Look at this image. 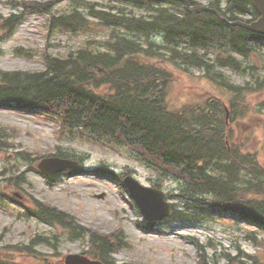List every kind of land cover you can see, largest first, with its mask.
<instances>
[{
	"label": "trees",
	"instance_id": "trees-1",
	"mask_svg": "<svg viewBox=\"0 0 264 264\" xmlns=\"http://www.w3.org/2000/svg\"><path fill=\"white\" fill-rule=\"evenodd\" d=\"M120 1L144 8L148 15L126 14L121 8L116 13L88 8V16L110 31L105 51L86 48L66 59L44 55L42 72L0 71V108L52 115L61 134L68 131L71 138L79 136L106 148H125L158 180L177 182L175 197L183 209L173 206L167 221L201 223L220 213L264 230V163L256 153L241 152L232 140L222 100L204 93L198 100L176 106L170 94L175 82L173 70L186 75L197 70L228 95L227 102L235 105L231 118L246 117L248 109L244 110L241 101L246 92L264 95V74L254 73L252 81L241 86L230 83L222 69L243 72L233 54L244 59L258 55V46L253 43L264 41V36L231 24L243 21L241 16L250 17L245 22L257 19L252 0H208L207 7L220 12L225 21L210 12H187L178 0ZM188 2L200 5L195 0ZM50 6L45 3L42 9L47 11ZM169 7H179L180 14ZM18 17L0 16V29L6 36L18 24ZM89 17L74 11L52 18V22L71 31L85 30L91 25ZM153 37L160 38L158 45L152 42ZM211 53L213 59L209 58ZM262 105L264 108V102ZM7 138L0 128V150L9 146ZM57 152L55 156L69 158ZM18 155L30 166L39 159L26 151ZM36 209V217L50 225L57 224L71 233L80 227V237L87 236L93 248L86 254L104 264H116L111 255L120 241L114 235L101 236L83 226L73 227L71 218L43 203L37 202ZM37 241L47 242L44 238ZM17 251L38 260L30 246ZM203 253L197 243L200 264H206ZM229 263L242 264L237 257Z\"/></svg>",
	"mask_w": 264,
	"mask_h": 264
},
{
	"label": "rangeland",
	"instance_id": "rangeland-1",
	"mask_svg": "<svg viewBox=\"0 0 264 264\" xmlns=\"http://www.w3.org/2000/svg\"><path fill=\"white\" fill-rule=\"evenodd\" d=\"M195 2L206 6L208 0ZM45 3L51 4L47 11L42 9ZM224 6L222 3L221 7ZM90 7L111 13L121 8L126 14L148 15L144 8L126 6L120 0H0L3 19L12 15L20 18L10 35L6 36L0 29V71L42 72L44 55L66 59L69 54L86 48L104 52L110 31L88 16ZM169 8L177 14L181 12L179 7ZM74 11L89 17L88 29L71 31L52 22V18ZM241 19L246 21L250 17L241 16ZM152 42L158 45L160 38L153 37ZM253 45L258 46L259 52L255 53L258 55L244 59L233 54L243 72L222 69L230 83L242 86L252 81L254 73L264 74L261 71L264 41ZM209 56L213 59L214 54ZM172 75L175 82L170 94L174 105L198 100L204 93L220 98L232 140L240 145L241 152L256 153L259 162L264 163L261 92H246L245 100L241 101L244 110L248 109L246 117L231 118L235 105L232 107L227 102L228 95L202 73L191 70L186 75L173 70ZM0 128L5 130L9 144L0 150L1 262L42 264L46 260L63 264L67 255H85L93 249L87 236L80 237V227L71 233L36 217L33 212L39 202L66 214L73 220V227L83 226L101 236L114 235L120 241V247L112 255L116 264H200L195 242L201 246L206 264H230L229 259L232 261L234 257L242 264H254V260L264 264V231L229 214L214 213L201 223L173 221L146 227L135 203L121 186V179L127 174L142 186L154 187L158 183L157 189L165 193L177 210H182L181 200L175 197L179 185L175 181L158 180L127 149L112 151L79 136L71 138L68 131L61 134L52 115L30 109L0 108ZM22 151L39 159L30 166L19 159ZM57 151L67 154L69 159L81 158V166L70 174H59L56 182L47 183L37 164L39 160L56 158ZM42 238L47 242L37 241ZM23 246H30L38 254V260L17 251Z\"/></svg>",
	"mask_w": 264,
	"mask_h": 264
},
{
	"label": "water",
	"instance_id": "water-1",
	"mask_svg": "<svg viewBox=\"0 0 264 264\" xmlns=\"http://www.w3.org/2000/svg\"><path fill=\"white\" fill-rule=\"evenodd\" d=\"M185 5L188 12L198 13L200 11L210 12L217 17L222 18L221 14L213 9L204 6H190L187 0H179ZM252 4L258 19L251 23L234 22L232 25L240 26L247 31L264 36V0H252ZM223 19V18H222ZM224 20V19H223ZM78 163L61 158H49L41 160L38 169L44 174H53L61 172L67 168H76ZM131 197L135 200L139 211L146 221H159L170 214V205L164 200V194L156 189L141 186L131 177L124 179ZM64 264H103L97 260H91L84 255H67L64 258Z\"/></svg>",
	"mask_w": 264,
	"mask_h": 264
}]
</instances>
